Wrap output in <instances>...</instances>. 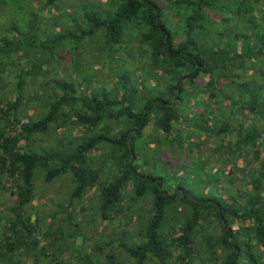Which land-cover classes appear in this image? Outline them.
<instances>
[{
	"label": "trees",
	"instance_id": "16d2710c",
	"mask_svg": "<svg viewBox=\"0 0 264 264\" xmlns=\"http://www.w3.org/2000/svg\"><path fill=\"white\" fill-rule=\"evenodd\" d=\"M82 1L0 0V264H264V0Z\"/></svg>",
	"mask_w": 264,
	"mask_h": 264
},
{
	"label": "rangeland",
	"instance_id": "374dc122",
	"mask_svg": "<svg viewBox=\"0 0 264 264\" xmlns=\"http://www.w3.org/2000/svg\"><path fill=\"white\" fill-rule=\"evenodd\" d=\"M100 1H105V0H87L86 3L88 5H91V6H96V4L97 3L99 4ZM36 3L37 2L33 1L32 5L35 6ZM81 3H83L82 0H70V3H68V5L62 11V14L61 15H63V18L66 17L67 12L69 10H71V9H75L74 11H76V12H74V16L76 18L78 16V13H77V10L76 9L78 8L79 4H81ZM107 5L110 6L108 3H107ZM3 8H4L3 12H6L7 13L6 7H3ZM18 10H20V9H18ZM45 19L47 20V23H48L47 26L49 27V30H51L52 28H54L55 25L53 23L54 22L56 23V19L52 15H46L45 16ZM63 20H65L67 22V19L66 18H64ZM47 26L45 25L44 27H47ZM48 27L46 29H48ZM133 45H134V47H138V45L136 43L133 44ZM79 53L80 54H79V57L78 58H79V60L82 61V63L79 62V65H77L78 67H77V70L76 71L78 73H81L82 71H84L86 77H88L89 75H93L92 72L95 71L94 72L95 73L94 75H97V77H99L98 80L92 81L93 87L95 89L102 88V87L106 88L107 86H109V84L111 82H114V77H113L114 75H113V72L112 71L115 70V69H118V66L119 65L110 64V65H108L109 68H107L108 66H105V64L103 65L102 63H99V57L97 56V52H96V49H95V46L94 45H89L87 47V49L80 50ZM93 61L94 62L97 61L98 62V65H97V62H95L93 64ZM89 65L90 66H93V68L90 69L89 68ZM127 68H129V69L132 70L133 67L128 66ZM89 69H90L91 72H88ZM92 69H95V70H92ZM129 69H128V71H129ZM96 70H98V71H96ZM65 72H66V76H64L65 77V79L63 78L64 80H66V81H74L75 80L74 77H71V76H73V74L75 72L74 71V66L72 64V61H69L68 60V64H66V66H65ZM118 72L119 73H123V72H121L120 69L118 70ZM124 74H126V73L124 72ZM55 77L59 78V75L57 74V75H55ZM150 82L151 83L153 82L151 80V78H150ZM10 83H11V81H10ZM32 91H33L32 88H29V89L25 90V96H24L25 97V101L30 97V95L32 94ZM193 110H196L195 109V106L192 108V111ZM187 114L190 115V113H187ZM166 155L167 156H171L169 153H167ZM190 180L191 179H189L188 182ZM57 190L58 189H55V191H57ZM55 191L53 189L49 191V193L47 194L48 195V197H47L48 199L41 198V199L37 200V202L33 205V208L32 209L37 210L38 213L41 216H43V215H50L55 210V206L59 204V202H60L59 200L61 199V197L58 196L57 195V192H55ZM2 205H4V204H3L2 201H0V211H1V209H3L2 208Z\"/></svg>",
	"mask_w": 264,
	"mask_h": 264
}]
</instances>
